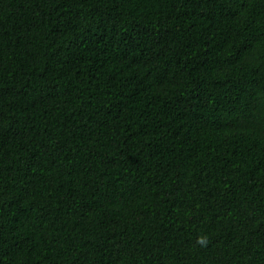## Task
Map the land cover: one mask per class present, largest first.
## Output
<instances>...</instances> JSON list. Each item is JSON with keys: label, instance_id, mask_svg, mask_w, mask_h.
<instances>
[{"label": "trees", "instance_id": "trees-1", "mask_svg": "<svg viewBox=\"0 0 264 264\" xmlns=\"http://www.w3.org/2000/svg\"><path fill=\"white\" fill-rule=\"evenodd\" d=\"M0 264H264V0H0Z\"/></svg>", "mask_w": 264, "mask_h": 264}, {"label": "clouds", "instance_id": "clouds-1", "mask_svg": "<svg viewBox=\"0 0 264 264\" xmlns=\"http://www.w3.org/2000/svg\"><path fill=\"white\" fill-rule=\"evenodd\" d=\"M198 243H203V240H202V239H199V240H198Z\"/></svg>", "mask_w": 264, "mask_h": 264}]
</instances>
